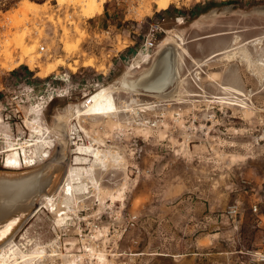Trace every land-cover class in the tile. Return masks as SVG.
<instances>
[{"label":"rangeland","instance_id":"374dc122","mask_svg":"<svg viewBox=\"0 0 264 264\" xmlns=\"http://www.w3.org/2000/svg\"><path fill=\"white\" fill-rule=\"evenodd\" d=\"M30 1L41 10L23 17L24 0H0V44L8 36L12 43L4 42L10 61L0 49V172L23 170L22 150L5 151L6 141L32 139L36 126L50 133L27 155L36 164L52 156L61 136L54 125L65 115L75 179L72 196L60 178L50 198L39 195L18 221L4 248L11 264H264L249 255L264 249V76L241 57L224 56L244 47L262 58L264 15L254 9L264 0H170L150 13L138 0H105L93 17L66 1ZM26 27L33 38L42 31L33 69L18 61L14 44ZM172 36L189 54L178 59L173 45L160 47ZM174 56L181 80L174 99L161 96L176 86L169 76L155 90L114 89L115 115L75 117L96 90L124 76H156L166 58L170 70ZM232 71L244 107L218 101L235 97L219 86L237 87L227 82Z\"/></svg>","mask_w":264,"mask_h":264},{"label":"bare ground","instance_id":"6f19581e","mask_svg":"<svg viewBox=\"0 0 264 264\" xmlns=\"http://www.w3.org/2000/svg\"><path fill=\"white\" fill-rule=\"evenodd\" d=\"M55 1L58 4L66 1L68 2V4L72 5V7L78 6L81 14L85 17H93L95 14L101 13L104 8V2H105V0H55ZM167 1H170V0H138V4H139V7H143L146 13H150L152 4H155L157 7H160ZM22 3H23L21 4L22 7L20 9L21 13H18V14H21L22 16L23 14H26V12H29V11L30 13H34L35 15H37L38 10L41 8L39 4H37L36 2L30 1V0H24V2ZM42 6H43L42 10H45V8L47 7V6L45 7V4ZM254 11L255 13L264 15V5L256 6ZM213 13L214 11H212V13L208 15L205 14L204 16L213 15ZM25 18H29V17H25ZM18 20L22 21V17H20V19L18 18L17 20L15 19V21H18ZM21 21L19 22L20 24H21ZM29 22H30V19H29ZM18 25L16 23V26L15 25L14 26L17 27ZM35 25H33V27H35ZM7 26H9V24ZM74 28L77 32H80V29L78 28L76 24ZM25 29L23 31L21 29L22 34L21 35L19 34L20 36L15 38L14 44L20 49L18 61L19 62L25 61L28 64L29 68L33 69V67L37 65L36 55L33 54V51L38 45V39L41 36L42 31L36 29L38 33L37 34L38 37L33 38L31 35L32 29L28 30L27 27ZM9 32L10 31H8V33ZM17 32H16V35L18 34ZM4 34H7V33L4 32ZM63 35L65 38L64 46L66 48H69L70 43H68L67 41L69 32L65 27H63ZM26 36H29L30 39L33 38L34 43L29 46L28 45L25 46L26 43L24 44V40ZM14 37H15V34H14ZM5 40H7L8 44L5 42ZM5 40L2 41V44L4 42L7 45L11 43V41L10 43L8 41L9 36H8V39L6 38ZM167 40L168 42L160 46L162 49L165 48L167 44L169 46L173 45V48L175 50V52H173V55L175 54L176 56L178 55V59H180L179 56L182 58L183 54H187V53L189 54V52L183 48L182 41L179 42V40L175 39L173 36ZM78 41H79V38L77 39V42ZM5 43L3 44V46L5 45L4 50L3 48H0V49L2 51V54H4L3 57H5L7 61H10L12 59V54L6 48ZM2 44L0 45L2 46ZM253 44H259V41L257 40ZM166 52H168V50ZM261 54H263L261 56L262 57L261 59H254L250 55V53L246 51L244 47L233 48L229 51L224 52V56H226L228 59H232L234 57L239 56L241 57L242 60L244 59L250 65H254V67L258 69V73H257L258 76L263 77L264 76V53H261ZM91 61L92 60L89 59L84 64L90 65ZM174 61H175V56L173 60V65H171L172 68H170V70L168 68L170 67L169 66L170 63L167 58L159 62L156 72H155L156 76L158 75V77H156L154 73H151V71L148 72L147 75L141 76L138 79V81L136 80L130 81L129 79L126 78V76H124L122 81L121 82L119 81L120 83L119 85H111V88H100L96 90L91 96L88 97V99L84 102L81 108L75 109V112H74L75 117L80 119L82 116H88V117L90 116L100 117L101 116L103 117V116L115 115L116 113L120 111V109L113 95L114 89L116 90L125 89L129 91L137 92L136 91L137 86H138L137 83H139L140 85H143L147 87L148 89L155 90L165 85L169 76L172 77L174 81H176L175 83L176 86L174 85V88L172 90H170L167 93L161 94V96L162 98L164 97V98L174 99L176 94H178V88L181 83V80L178 74V64H176V62ZM60 62L63 63V61L61 60ZM133 64L137 67L139 66V62H133ZM68 67L73 70L75 69V67L71 63H68ZM50 69L51 68L49 67L48 70L46 71H49ZM238 77H239L238 74L234 71L230 72L229 76L227 77L228 78L227 82L236 84L237 87H233V86L226 85V84L219 85L222 89H224L225 92L232 93L234 94L235 97L231 98L230 100H223V98H221L223 101H221V99H219L218 101L227 102L232 105L244 107V102L241 101V99H238V96L242 95L241 91L238 89L239 88L238 85L240 83V80ZM158 96L160 97V95ZM57 118L58 119L56 120L54 127L61 134V136L56 137V140L58 143L57 151L52 156L48 157L44 162L40 164H36L35 158L32 155H27L26 151L28 150V148L32 149L33 146L36 147L38 143H42V140H39V139H43L45 137L46 132L50 133V131L47 128H42L39 126L34 127L31 130V132L33 133V136H32L33 138L20 142L18 145H15V143L11 141H6L7 147L9 148L5 149V151L15 150L16 152L17 148H20L22 150L23 170L19 172H13V171L0 172V264H11L12 260H10V258L12 259L13 254L10 255L8 251L9 248H7L6 250L4 248L10 242L13 241V236H14L13 230L15 229L16 224L23 216H25L28 212H30L31 208L35 204V201L37 197H39V195H44L47 199H49L50 195L53 192V188L57 185V182L60 178H61V181L65 179L62 185V190H61L64 196L68 197V196L73 195L72 183L75 178L73 177V169H72L71 162H69V160L66 159L69 155L68 154L69 139H68L67 129L69 127L70 118L69 116H65V115H60ZM0 121H1V118H0ZM30 141H36V142L32 143ZM42 156L44 157L47 156V153H44ZM92 156L95 159H99V160L102 157L99 149L94 150ZM3 250L5 253H2ZM27 255H28L27 258L34 256V255H31V252L22 253L19 256L22 260H19L18 262H22L24 259H27L25 258V256ZM38 256H42V255H38ZM7 258H9V261H7Z\"/></svg>","mask_w":264,"mask_h":264},{"label":"built area","instance_id":"2783aa9c","mask_svg":"<svg viewBox=\"0 0 264 264\" xmlns=\"http://www.w3.org/2000/svg\"><path fill=\"white\" fill-rule=\"evenodd\" d=\"M151 42H148V45H150ZM250 260L251 261H261L264 262V249L263 250H253L249 253Z\"/></svg>","mask_w":264,"mask_h":264},{"label":"crops","instance_id":"0c3cea01","mask_svg":"<svg viewBox=\"0 0 264 264\" xmlns=\"http://www.w3.org/2000/svg\"><path fill=\"white\" fill-rule=\"evenodd\" d=\"M171 4H169L166 8H164V7H159V9L157 10V11H159V10H166V9H168V7L170 6Z\"/></svg>","mask_w":264,"mask_h":264},{"label":"water","instance_id":"95a60500","mask_svg":"<svg viewBox=\"0 0 264 264\" xmlns=\"http://www.w3.org/2000/svg\"><path fill=\"white\" fill-rule=\"evenodd\" d=\"M169 68V67H168Z\"/></svg>","mask_w":264,"mask_h":264}]
</instances>
